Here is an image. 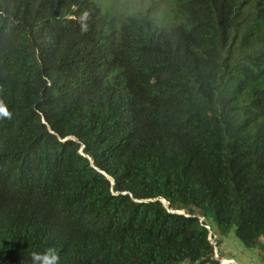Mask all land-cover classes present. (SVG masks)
Returning <instances> with one entry per match:
<instances>
[{
	"label": "trees",
	"instance_id": "1",
	"mask_svg": "<svg viewBox=\"0 0 264 264\" xmlns=\"http://www.w3.org/2000/svg\"><path fill=\"white\" fill-rule=\"evenodd\" d=\"M104 6L0 0V264L264 250V0Z\"/></svg>",
	"mask_w": 264,
	"mask_h": 264
},
{
	"label": "rangeland",
	"instance_id": "2",
	"mask_svg": "<svg viewBox=\"0 0 264 264\" xmlns=\"http://www.w3.org/2000/svg\"><path fill=\"white\" fill-rule=\"evenodd\" d=\"M104 9L107 7L117 8V6H125L130 9L129 12L138 11L142 14L147 9L152 12H158L161 16L168 11L172 6V0H101ZM117 5V6H116ZM156 9V10H154ZM110 12V11H109ZM151 16H156L152 13ZM200 216V215H199ZM206 222V219L202 217ZM207 225L209 230L214 235L213 243L218 248L217 257L226 264H264V250L263 249H248L237 237L236 229H232L228 235H222L219 231L216 222L212 217L207 218Z\"/></svg>",
	"mask_w": 264,
	"mask_h": 264
},
{
	"label": "water",
	"instance_id": "3",
	"mask_svg": "<svg viewBox=\"0 0 264 264\" xmlns=\"http://www.w3.org/2000/svg\"><path fill=\"white\" fill-rule=\"evenodd\" d=\"M68 139H71V137L70 138H67V139H65V141L66 140H68ZM73 139V138H72ZM83 150V147H82V149H81V151ZM91 166L93 167V168H95L94 166H93V162H91ZM95 170L97 171V172H100L97 168H95ZM110 182H111V184H112V186L114 185V181L110 178V177H108L107 175H105L104 173H102ZM156 201H158L157 199L156 200H153L152 202H156ZM161 203H162V205H163V207H165L171 214H176V215H181V216H186V217H190L186 212H184V211H175V210H172L171 208H170V204H168L166 201H164V200H161ZM200 221H201V223H204V220L201 218L200 219ZM208 230H209V228H207ZM210 231V240L212 241V244L215 246V253H216V256H215V260H217V261H220L221 262V264H224V261H221V259L219 258V257H217V253H218V248H217V246L213 243V233H212V231L211 230H209Z\"/></svg>",
	"mask_w": 264,
	"mask_h": 264
},
{
	"label": "clouds",
	"instance_id": "4",
	"mask_svg": "<svg viewBox=\"0 0 264 264\" xmlns=\"http://www.w3.org/2000/svg\"><path fill=\"white\" fill-rule=\"evenodd\" d=\"M0 114L4 116H10V114L7 112V109L4 107H0ZM51 251L52 250H49V253H51ZM32 261L33 264H42L41 256L38 253H32Z\"/></svg>",
	"mask_w": 264,
	"mask_h": 264
},
{
	"label": "bare ground",
	"instance_id": "5",
	"mask_svg": "<svg viewBox=\"0 0 264 264\" xmlns=\"http://www.w3.org/2000/svg\"><path fill=\"white\" fill-rule=\"evenodd\" d=\"M224 264H226V263L224 262Z\"/></svg>",
	"mask_w": 264,
	"mask_h": 264
}]
</instances>
